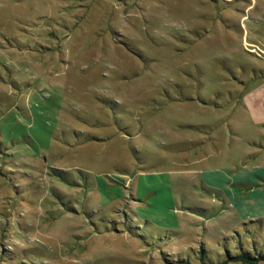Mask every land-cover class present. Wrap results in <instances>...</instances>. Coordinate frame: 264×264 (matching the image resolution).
<instances>
[{
    "label": "rangeland",
    "instance_id": "1",
    "mask_svg": "<svg viewBox=\"0 0 264 264\" xmlns=\"http://www.w3.org/2000/svg\"><path fill=\"white\" fill-rule=\"evenodd\" d=\"M241 251L264 255V0H0V264Z\"/></svg>",
    "mask_w": 264,
    "mask_h": 264
},
{
    "label": "crops",
    "instance_id": "2",
    "mask_svg": "<svg viewBox=\"0 0 264 264\" xmlns=\"http://www.w3.org/2000/svg\"><path fill=\"white\" fill-rule=\"evenodd\" d=\"M143 174H144L143 172H139L136 176L137 177L142 176ZM135 180L136 179H134L133 181L135 182ZM167 181H168V183H170V186L172 187V189L174 191L173 198H181V203H182L180 208H174L173 212H175L178 216H180V214L182 212V208H183V210L185 212H187L188 214L192 213L195 216H198L202 219L203 216L207 212V209H208L207 207H209V204L207 203V201H210V200H208V199L205 200L204 197H201V196H199V194H196V193L194 194L193 191L190 192V190H189V187H190L189 177H187L186 179L182 178V177L176 178L172 174L167 173ZM132 190L134 193L133 196L135 198H147L148 197V195H146V194H145V196H140L138 194L139 189L137 186L134 187ZM225 192H226V190L224 189L222 191V193H225ZM190 198H198V200H196V201L193 199L190 200ZM227 202H229L230 206H234L232 204H235L231 200H228ZM199 203H201V205H200L201 207L198 206ZM235 205L238 207L237 203ZM191 206H193V207H191ZM188 210H190L191 212ZM206 216H208V214Z\"/></svg>",
    "mask_w": 264,
    "mask_h": 264
},
{
    "label": "trees",
    "instance_id": "3",
    "mask_svg": "<svg viewBox=\"0 0 264 264\" xmlns=\"http://www.w3.org/2000/svg\"><path fill=\"white\" fill-rule=\"evenodd\" d=\"M240 261L243 264H257L259 261L264 260V255L252 256L247 251H241L236 255L228 257V261Z\"/></svg>",
    "mask_w": 264,
    "mask_h": 264
}]
</instances>
